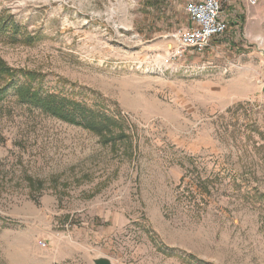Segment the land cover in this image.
<instances>
[{"label": "rangeland", "instance_id": "rangeland-1", "mask_svg": "<svg viewBox=\"0 0 264 264\" xmlns=\"http://www.w3.org/2000/svg\"><path fill=\"white\" fill-rule=\"evenodd\" d=\"M188 2L0 0V264H264V1L170 67Z\"/></svg>", "mask_w": 264, "mask_h": 264}, {"label": "built area", "instance_id": "built-area-1", "mask_svg": "<svg viewBox=\"0 0 264 264\" xmlns=\"http://www.w3.org/2000/svg\"><path fill=\"white\" fill-rule=\"evenodd\" d=\"M264 0H189L186 14L189 25L180 29L174 36L175 45L169 50L165 64L174 66L188 61V53L204 56L208 50L217 52L219 47L212 46L224 40L231 30V19L246 14L249 7H256ZM236 32V31H235ZM264 99V94H263ZM46 248V243H42Z\"/></svg>", "mask_w": 264, "mask_h": 264}, {"label": "trees", "instance_id": "trees-1", "mask_svg": "<svg viewBox=\"0 0 264 264\" xmlns=\"http://www.w3.org/2000/svg\"><path fill=\"white\" fill-rule=\"evenodd\" d=\"M13 72L0 57V76H11L13 78ZM7 90L2 87L0 88V99L7 93ZM18 96H20L21 102L40 107L43 111L64 122L82 126L97 133L104 140H108V137L112 136V131H110L108 125L109 119L100 117L90 110H86L79 103L70 102L66 98L52 94L42 95L33 88L32 83L19 87ZM107 120L108 123L106 122Z\"/></svg>", "mask_w": 264, "mask_h": 264}, {"label": "water", "instance_id": "water-1", "mask_svg": "<svg viewBox=\"0 0 264 264\" xmlns=\"http://www.w3.org/2000/svg\"><path fill=\"white\" fill-rule=\"evenodd\" d=\"M93 264H114L113 261L106 256H98L93 258Z\"/></svg>", "mask_w": 264, "mask_h": 264}]
</instances>
